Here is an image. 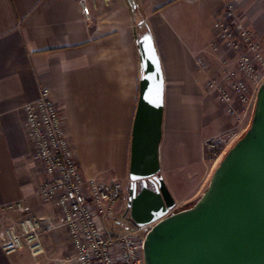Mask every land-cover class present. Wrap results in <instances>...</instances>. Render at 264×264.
Wrapping results in <instances>:
<instances>
[{
  "label": "crops",
  "instance_id": "0c3cea01",
  "mask_svg": "<svg viewBox=\"0 0 264 264\" xmlns=\"http://www.w3.org/2000/svg\"><path fill=\"white\" fill-rule=\"evenodd\" d=\"M131 1L0 0V224L26 216L11 208L20 201L52 227L42 236L43 256L0 248V264H75L63 262L72 249L56 227L57 209L38 194L43 169L24 131L23 106L41 89L59 110L84 178L128 188L143 36L152 41L164 81L158 161L172 212L187 209L207 187L204 141L234 128L209 84L221 82L237 61L230 50L212 49L213 25L232 5L264 56V0H138L133 7Z\"/></svg>",
  "mask_w": 264,
  "mask_h": 264
},
{
  "label": "water",
  "instance_id": "95a60500",
  "mask_svg": "<svg viewBox=\"0 0 264 264\" xmlns=\"http://www.w3.org/2000/svg\"><path fill=\"white\" fill-rule=\"evenodd\" d=\"M140 77L131 128L128 221L154 223L144 264H264V82L249 127L226 151L205 191L177 212L159 175L164 81L149 36L138 42Z\"/></svg>",
  "mask_w": 264,
  "mask_h": 264
},
{
  "label": "built area",
  "instance_id": "2783aa9c",
  "mask_svg": "<svg viewBox=\"0 0 264 264\" xmlns=\"http://www.w3.org/2000/svg\"><path fill=\"white\" fill-rule=\"evenodd\" d=\"M86 19L89 5L81 2ZM212 49H227L237 55L234 69L226 70L221 82L211 81L218 102L234 121L232 131L204 141V151L221 156L235 142L245 123L251 121L258 87L264 82L262 45L254 39L242 18L227 5L214 25ZM199 65L202 62L199 60ZM24 131L33 146V159L43 169L38 194L43 201L55 206L59 218L56 227L63 231L72 253L63 262L75 264H144L143 243L154 223L133 226L127 232L109 230L115 217L127 215L128 192L117 180L102 182L84 178L64 127L59 110L41 89L37 100L23 106ZM247 125V124H246ZM243 126V127H242ZM11 208L26 216L19 222L0 224V248L6 253L27 250L33 258L46 252L42 243L51 226L43 217L29 215L22 202Z\"/></svg>",
  "mask_w": 264,
  "mask_h": 264
},
{
  "label": "rangeland",
  "instance_id": "374dc122",
  "mask_svg": "<svg viewBox=\"0 0 264 264\" xmlns=\"http://www.w3.org/2000/svg\"><path fill=\"white\" fill-rule=\"evenodd\" d=\"M136 1H138V0H132L130 3V5H132V7H133V3H135ZM247 124V125H246ZM249 125H250V120H249V122H246L245 123V125H243V126H245V130L241 133L240 132V134H239V136H238V138L240 137V136H242V134L246 131V129L249 127ZM242 126V127H243ZM237 139H235V141H236ZM233 145V144H232ZM231 145V146H232ZM230 146V147H231ZM230 149V148H229ZM159 150V149H158ZM228 150V149H227ZM226 150V151H227ZM226 151H225V153H226ZM225 153H223L221 156H219L218 158L216 157V156H212V154L211 153H209V152H207V151H204V159H205V164H206V167L209 169V172L211 173L210 174V177H211V175H212V173H213V171H214V169L217 167V165H218V163L220 162V160L222 159V157L224 156V154ZM158 154H159V151H158ZM209 180H207V182L205 183V187L207 186V184L209 183L208 182ZM205 187H203V189H205ZM126 189V188H125ZM182 189H184V187L182 188ZM127 190V189H126ZM195 202H190V203H188V204H186L185 206H183V208H189V207H191L193 204H194ZM120 216V224H118V225H115V224H113V223H108V229L109 230H112V226L114 225V228L116 227L117 229H114V230H117V231H122V232H127V227H129V230H131V229H133V227H132V225L130 224V222L128 221V219H127V217H128V213H127V215L125 216V217H123L122 215H119Z\"/></svg>",
  "mask_w": 264,
  "mask_h": 264
}]
</instances>
